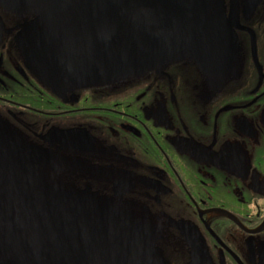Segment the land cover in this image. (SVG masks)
Listing matches in <instances>:
<instances>
[{"label":"flooded vegetation","instance_id":"1","mask_svg":"<svg viewBox=\"0 0 264 264\" xmlns=\"http://www.w3.org/2000/svg\"><path fill=\"white\" fill-rule=\"evenodd\" d=\"M95 1L0 0V264H264V0Z\"/></svg>","mask_w":264,"mask_h":264},{"label":"water","instance_id":"2","mask_svg":"<svg viewBox=\"0 0 264 264\" xmlns=\"http://www.w3.org/2000/svg\"><path fill=\"white\" fill-rule=\"evenodd\" d=\"M64 2V0H52V3L53 4H58V7L62 5V3ZM77 2H79L80 6L81 7H85L87 8L88 6H90V8L92 9V6L95 4V0H77ZM97 6H98V9L100 8L102 11L101 12H104L103 15L105 17V14L107 17H110L111 20L109 19H106V21H96V24L97 25H100V24H111L113 25L112 22H114L115 20H118L119 18H123V19H126L128 17H133V19L135 20L134 22V25H135V35L134 37L132 38H123V43L121 44L120 41L118 40V38H113V40H110L111 41V44H109V46H107L108 50L107 51H113V49H115L116 51V47L117 48H120V47H123V53H118V50L117 49V54H122L123 56V59L122 60H118L119 64L120 63H123V65H125L126 63L130 62V63H138V62H142V53L146 54L147 52H151V51H156L158 49V47L162 46L161 43L159 44H155L152 48L150 49H147V47L145 45H143L141 43V40H142V37L150 30V27H151V21H150V9L152 10V6L150 8V0H122V2H111L109 0H98L97 2ZM109 8L110 10H106L105 11V8ZM158 9L161 10V6H158ZM165 16H162L161 17V20H162V24L164 25H168V20H167V15L168 13L165 12L164 13ZM215 20L213 19H209L207 21H204L201 23V25L204 26V28L198 26L196 29H195V33H194V38L195 39H199V36L202 34V31H205L207 30V28H211V26L213 24H215ZM137 27H138V30H137ZM137 32V33H136ZM110 37V35H109ZM106 39H108V37H104ZM197 41H194L192 42V45H193V49H194V58L195 60L197 61L198 57H199V53L197 51V48H198V44H195ZM235 38H234V49H232L230 51V49L228 50V54H226V59H223L219 62H216L218 63V65L221 69H224L228 63V59L231 61L232 58L235 56V53H236V49L237 47L235 46ZM201 47V50L203 51L204 55H217V56H221L222 55V51H219V50H214L213 48H211L210 46H205V45H200ZM130 48H134V50H132L131 52H126V49H130ZM110 49V50H109ZM102 53H106L105 52H102ZM108 53V52H107ZM106 53V55H107ZM215 53V54H214ZM103 55V54H102ZM127 55H131V58L128 57ZM108 56V55H107ZM127 57V58H126ZM144 61V60H143ZM107 63H110V60L109 58H107L106 60ZM114 62H117V61H113ZM222 66V67H221Z\"/></svg>","mask_w":264,"mask_h":264}]
</instances>
